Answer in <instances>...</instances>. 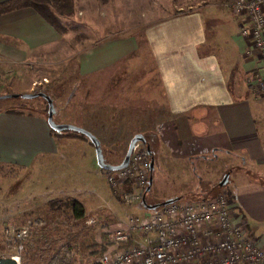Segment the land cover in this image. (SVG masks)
I'll list each match as a JSON object with an SVG mask.
<instances>
[{"label":"rangeland","instance_id":"374dc122","mask_svg":"<svg viewBox=\"0 0 264 264\" xmlns=\"http://www.w3.org/2000/svg\"><path fill=\"white\" fill-rule=\"evenodd\" d=\"M227 1L79 0L75 3L74 15L62 19L66 27L63 36L67 34L63 40L64 52L55 55L56 59L53 55L45 56L42 59L45 62L37 64L4 63L0 68V96L26 93L23 91L29 85L32 91L28 93L49 94L56 108L55 123L90 131L100 140L105 162L120 164L128 151L129 141L125 138L135 129L136 118L141 114L145 121L139 120L138 125L143 121L147 126L164 113L156 110L157 102H154L163 104V85L153 59L143 45L118 62L91 73L85 71L86 68L84 71L79 68L74 55L77 48V57H80L90 49V42L95 43L115 30H133L136 23L140 24L152 12L153 16H165L171 11L178 13L200 8L208 50L219 55L220 38L228 39L231 35L233 45L225 54L229 61L233 57L236 62L232 65L233 71L244 59L240 55L244 40L237 27L238 17L230 15L224 5ZM141 32L142 29L135 31L139 35ZM76 39L78 42L74 46L72 43ZM246 93L253 115L260 120L258 132L264 133V97H255L249 90ZM46 103L42 98L3 99L0 110L13 107L28 116L31 113L46 119ZM150 128L153 127H146L148 132ZM51 136L55 140V151L38 156L30 168L0 163V252L8 251L4 237L8 226L20 228L30 222L31 232L21 264H48L49 259L64 247L72 250L75 264H98L102 254L114 249L109 245L110 233L123 228L127 215H142L146 210L143 206L121 204L119 190L111 189L107 184L105 170L98 166L96 151L89 139L70 131L55 136L51 133ZM151 146L155 163L146 204H160L174 198L198 203L211 200L220 193L232 197L233 179L241 181L243 176H251L264 180V158L257 153L253 154L261 165L250 158L244 159L239 150L222 151L216 158L197 159L193 164L192 158L181 160L171 157L168 152L163 153L162 145V157L158 158L154 142ZM235 164L242 171H234ZM248 168H253L252 172ZM226 176L228 181L221 187ZM70 197L85 208L82 219H76L67 208L55 209L49 204L52 199Z\"/></svg>","mask_w":264,"mask_h":264},{"label":"crops","instance_id":"0c3cea01","mask_svg":"<svg viewBox=\"0 0 264 264\" xmlns=\"http://www.w3.org/2000/svg\"><path fill=\"white\" fill-rule=\"evenodd\" d=\"M4 1L0 0V3ZM199 9L171 11L165 16H153L152 12L140 24L136 23L131 28L133 30H115L102 39L98 38L95 43L90 42V49L80 57H77V48L74 51L76 62H79L81 70L86 68L85 71L91 73L118 62L142 45L147 47L163 85V104L159 105L154 100L157 102L155 108L164 113L147 123L154 128H150L153 133L147 131L140 114L126 141L130 142L132 135L141 133L146 136L150 148L154 142L158 158L162 157V145L163 153L168 152L171 157L181 160L192 158L193 164L197 159L209 161L211 157L216 158L217 153L235 150H239L244 159L256 162L257 157L253 153L264 158V133L258 132L260 120L251 111V100L246 91L252 92L247 79L257 55L247 52L249 47L243 39L244 48L240 55L244 59L235 65L238 70L233 68L232 71L236 62L233 57L229 61L225 54L233 45L231 35L228 39L220 38L219 55L208 50L207 31ZM140 29V35L136 34L135 31ZM66 35L61 36L32 8L2 14L0 68L8 62L25 66L37 64L49 55L56 59L55 55L64 52ZM28 91H32L30 85L23 92ZM139 120H143L139 124L142 127L137 128ZM50 129L43 116L1 112L0 163L30 168L38 156L54 152L56 144ZM257 163L261 165L260 161ZM233 168L234 171H242L238 164ZM248 169L252 172L253 168ZM243 177L241 181L232 180L234 217L256 234L257 243L264 249V180Z\"/></svg>","mask_w":264,"mask_h":264},{"label":"built area","instance_id":"2783aa9c","mask_svg":"<svg viewBox=\"0 0 264 264\" xmlns=\"http://www.w3.org/2000/svg\"><path fill=\"white\" fill-rule=\"evenodd\" d=\"M224 5L239 19L247 52L257 55L247 81L256 97H264V0H228ZM128 163L119 171H105V180L119 190L121 204L135 207L150 175L146 145L136 143ZM233 211L232 197L220 193L211 200H176L142 215L129 214L123 228L110 233L114 249L102 254L98 264H264L256 234ZM5 232L8 251L0 252V258L21 264L31 224L8 226Z\"/></svg>","mask_w":264,"mask_h":264},{"label":"trees","instance_id":"16d2710c","mask_svg":"<svg viewBox=\"0 0 264 264\" xmlns=\"http://www.w3.org/2000/svg\"><path fill=\"white\" fill-rule=\"evenodd\" d=\"M79 0H6L0 3V15L5 13H11V11L24 9V8H32L42 16L49 25L61 35L66 33V27L62 23L63 17H72L75 11V3ZM78 39L74 40L72 45H76ZM1 112L13 113V114H24L23 110H19L17 108H6ZM31 115V113H29ZM52 135H58L59 133H54L50 129ZM72 132V131H70ZM73 134L78 135L76 132H72ZM83 137L87 139L84 135L80 134L78 137ZM51 207L58 208H67L70 212L73 213L76 219H82L85 214V208L74 198H65V199H52L49 201ZM73 252L69 247H64L58 252L54 254L49 261L48 264H75Z\"/></svg>","mask_w":264,"mask_h":264},{"label":"water","instance_id":"95a60500","mask_svg":"<svg viewBox=\"0 0 264 264\" xmlns=\"http://www.w3.org/2000/svg\"><path fill=\"white\" fill-rule=\"evenodd\" d=\"M18 98H21V99H25V100H28V99H35V98H38V99H44L47 103V116H46V123L48 125L49 128H51L52 132H56V133H62V132H68V131H72V132H76L78 133V135L82 134L84 135L87 139H89L90 143L92 144V146L95 148V154H96V160H97V164H99L98 166L101 168V169H104L105 171H108V170H112V171H116V170H120L121 168H124L125 166H127V164H129V158H130V155L132 153V149L134 148L135 144L140 142L142 143V145H146L147 149H148V153H149V156H150V166H149V180H148V185H147V189L145 191V196L142 198V202H140L139 205L137 206H143L144 209L146 211L148 210H155L156 208H159L160 206L162 205H167V204H172L174 201L176 200H179L177 198H174L173 200H167L165 202H162L160 204H149L147 203L146 204V195H147V192L150 190L151 188V185H152V172H153V167H154V155L152 153V149L150 148V145L148 143V141L146 140V136H143L141 135V133H137L133 136V138L130 140L129 144H128V147H127V150L126 153H125V156L124 158L120 161V164H112V163H106L105 160H104V156H103V151H102V148H101V143L100 141L98 140L99 138H97L94 134H91L90 131L84 129V128H79L78 126H74V125H70V124H67V125H64V124H58V123H55L53 121V117L54 115H57L56 114V108L54 106V102L53 100L51 99V96L47 93H44V92H30L28 94L26 93H8V94H3L2 96H0V101H2L3 99H18ZM228 176H226L223 181L220 183L221 187H223L224 185H226V182L228 181ZM0 264H16L15 261L9 259V260H6V259H1L0 258Z\"/></svg>","mask_w":264,"mask_h":264}]
</instances>
